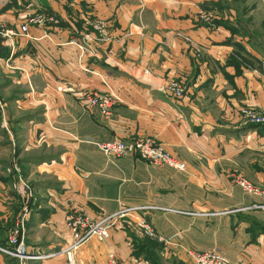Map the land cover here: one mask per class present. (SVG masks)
<instances>
[{
  "label": "crops",
  "instance_id": "obj_1",
  "mask_svg": "<svg viewBox=\"0 0 264 264\" xmlns=\"http://www.w3.org/2000/svg\"><path fill=\"white\" fill-rule=\"evenodd\" d=\"M205 1L0 0V30H20L34 16L16 15L19 7L49 6L69 25H30L9 45L10 58L0 57L4 87L17 92L0 96V241L28 203L25 251L42 256L0 252V264H65L61 251L74 242L69 214L98 221L122 208L132 210L112 220L106 240L91 237L75 251L79 264H108L110 254L121 264H150L139 253L146 240L161 245V264H194L188 250L212 249L264 264V233L248 219L264 222L255 207L264 200L234 181L242 174L264 189V133L243 129L241 114L264 113V17L255 23L244 14L243 34L232 38L202 24ZM97 21L108 39L94 30ZM173 81L184 96L160 90ZM93 91L118 98L110 118L87 107ZM115 138H153L186 170L135 155L108 158L97 144Z\"/></svg>",
  "mask_w": 264,
  "mask_h": 264
},
{
  "label": "built area",
  "instance_id": "obj_2",
  "mask_svg": "<svg viewBox=\"0 0 264 264\" xmlns=\"http://www.w3.org/2000/svg\"><path fill=\"white\" fill-rule=\"evenodd\" d=\"M47 21H55L53 16L46 13L37 14L27 18L25 23L20 25V30L14 28L3 27L0 34L8 41L9 45H15L14 39L18 35H28L30 25L45 26ZM94 30L101 36V39H108L107 25L103 21H97L93 24ZM91 38L87 34L82 39V43H77L82 50H84L83 42ZM92 39V38H91ZM99 39V38H93ZM75 42V41H74ZM163 93L171 96L181 97L186 94V89L182 83L173 81L164 85L160 89ZM118 98L109 93H101L98 91L90 92L86 95V105L91 109H97L104 118H110L113 107L116 105ZM252 108H243L241 110L242 116L246 123L262 124L264 123V114L256 113ZM98 149L108 158L117 159L126 155H135L153 164L168 166L178 171H185L186 164L171 155L162 144L158 143L153 138H144L132 141H125L120 138H115L106 142L97 144ZM20 182L23 186L25 196L29 199L32 197L33 189L31 185L20 177ZM235 183L240 186L247 194L259 196L264 200V190L253 184L252 181L242 176H235ZM26 202V199H24ZM256 208L264 209V203L255 205ZM251 208V207H248ZM132 208H122L118 212L107 216L101 220L93 221L88 216L73 212L67 216V226L74 236V242L61 252L67 256L65 264H79L77 262L75 251L82 246L91 237H96L100 241L106 240L110 236L112 220L121 215L130 212ZM30 216V208L28 203L22 208L20 214L17 216L15 223L8 236V245L1 246L0 252L20 259H39L42 256L29 255L25 251L23 236L26 229L27 221ZM146 232L152 234V229L146 224ZM161 241H166L163 237L159 238ZM168 241V240H167ZM189 257L194 264H241L228 259L217 249L197 252L188 250ZM51 255H46L49 257ZM108 264H121L115 255L110 254L108 257Z\"/></svg>",
  "mask_w": 264,
  "mask_h": 264
},
{
  "label": "rangeland",
  "instance_id": "obj_3",
  "mask_svg": "<svg viewBox=\"0 0 264 264\" xmlns=\"http://www.w3.org/2000/svg\"><path fill=\"white\" fill-rule=\"evenodd\" d=\"M211 1L217 2L219 4H217V5L213 4ZM211 1H205L204 2V7L201 6V8H200L201 12L199 14V16H201L202 20H203L202 24L207 26V27L208 26L209 27H216V28L223 27L224 29H226L222 25H217L216 20H218L219 18L223 19V20H230L231 18H234V17L238 18V16L244 14L245 8H248V7L252 10H249L247 13H250V15H253L255 17V19H256L255 23H259L260 20H262L264 17V0H211ZM235 1L240 2V3L242 1H244L243 4H245L247 7H245V5H241V4L234 6ZM236 10H237V12H236ZM21 11H28V13H31L32 15L41 14V13L45 12L42 8L36 7V6L28 7V8L19 7V8H17L16 15H19L21 13ZM231 26L233 28H236V30H238V32L232 33V32H230V30L226 29L227 32H230V35H231L230 37L233 38L235 35L237 36V35L243 34V33H241V31H243L242 25H240V26L231 25ZM6 28H8V27H6ZM237 45L239 46V44H237ZM6 79H7L6 75L2 71H0V83H1L0 84V86H1L0 87V96L2 99L4 97L6 98L8 95H10V93L13 94L14 92H16L15 89H14V91L11 92V90L13 89L11 87L10 88L4 87V82L6 81ZM243 108H250V107H243ZM252 109H254V108H252ZM253 111H255L256 113L258 112L260 114H264L258 110H255V109ZM241 114H242V112H241ZM243 120H244V118H243ZM2 121L3 120L0 119V124ZM5 173L8 175L7 172H5ZM238 175L242 176V174H238ZM242 177L246 178L245 176H242ZM262 190H264V189H262ZM253 196H255V195H253ZM256 197H259V196H256Z\"/></svg>",
  "mask_w": 264,
  "mask_h": 264
},
{
  "label": "trees",
  "instance_id": "obj_4",
  "mask_svg": "<svg viewBox=\"0 0 264 264\" xmlns=\"http://www.w3.org/2000/svg\"><path fill=\"white\" fill-rule=\"evenodd\" d=\"M211 2L213 4H216V5L219 4V3L214 2V1H211ZM243 3H244V1H242L241 3L235 1L234 6H237L239 4L245 5ZM202 7H204V3H202ZM245 7H247V6L245 5ZM43 10L45 11L44 13L49 14V15L53 16L56 20H58L61 25L65 26V27L69 26L68 23L63 21V19L59 16V14H57L51 7L46 6ZM249 10H251L249 7L245 8L244 14H246ZM236 12H237V10H236ZM244 14L238 16V18L236 17L235 18L236 21L235 20L234 21L223 20V19L219 18L218 20H216V24L224 26L226 29L230 30V32H232V33L238 32V30H236V28H233L231 25H235V26L242 25L244 27V23H243V20L241 18ZM262 29H263V39H264V22L262 23ZM6 41L7 40L0 34V57L10 58L9 57L10 56V49H9V45L6 43ZM235 61H236V58H232L231 63H235ZM243 129H245V130L256 129L259 132L264 133V123H262V124L247 123L246 126L243 127ZM240 215H242V214L240 213ZM248 219L252 222L251 223L252 227L250 228L251 230H255V232L257 234L258 233H264V222L252 220L250 217H248ZM14 223L12 221L11 226ZM5 241H0V245L1 246H7L8 245V239H6ZM159 248H161V245H159L157 242H154L151 240L150 241L146 240L139 247V250H140L139 253L142 254L145 257L144 259L146 261H148L150 264H161L160 258L156 257V251ZM7 256H9V255H7ZM12 259L17 260L16 257H13Z\"/></svg>",
  "mask_w": 264,
  "mask_h": 264
}]
</instances>
